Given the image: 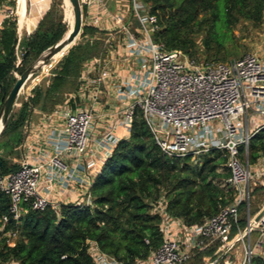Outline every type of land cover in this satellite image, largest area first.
Returning a JSON list of instances; mask_svg holds the SVG:
<instances>
[{
    "label": "trees",
    "instance_id": "16d2710c",
    "mask_svg": "<svg viewBox=\"0 0 264 264\" xmlns=\"http://www.w3.org/2000/svg\"><path fill=\"white\" fill-rule=\"evenodd\" d=\"M137 2L145 5L149 14L157 19L155 42L203 62H227L243 57H237L239 37L235 29L242 21L260 24L264 16V0ZM61 4L62 0L55 1L35 31L21 40L16 20L4 21L0 29V109L17 80L15 73L22 74L68 31ZM48 5V0H34V19H39ZM96 33V28L85 24L82 36L92 37ZM67 51L59 54L55 61ZM101 51V41L75 45L62 58L50 85L37 87L33 97L24 99L21 107L14 109L0 139L1 176L19 168L9 156L20 155L18 147L23 142V130L32 112L35 109L52 112L63 101L65 92L78 90L77 78L84 63ZM24 55L18 66L19 58ZM201 156L197 163L192 157L165 155L156 144L142 111L137 109L130 132L121 138L95 180L91 189L92 208L69 203L62 204L57 212L51 207L40 211L27 206L28 212L18 223L10 219L3 227L2 218L9 216L11 201L0 191V264L13 261L94 264L93 244L125 264L146 260L163 243L165 215L180 219L189 227L203 224L235 200L236 191L219 183L230 176V172L218 171L227 166L228 152L212 151ZM241 158L247 159L252 170L264 168V127L252 136L248 152L245 155L241 151ZM258 193L264 195V188L255 187L252 194ZM246 224L247 221L240 218V228L245 229ZM9 231L17 233L14 245L5 236ZM217 247L218 244H214L204 251H195L181 264H206L214 257ZM251 264H264V257L255 255Z\"/></svg>",
    "mask_w": 264,
    "mask_h": 264
},
{
    "label": "built area",
    "instance_id": "2783aa9c",
    "mask_svg": "<svg viewBox=\"0 0 264 264\" xmlns=\"http://www.w3.org/2000/svg\"><path fill=\"white\" fill-rule=\"evenodd\" d=\"M80 4L83 13L91 9L101 15L105 12L103 0H80ZM133 9L147 38L141 41L131 36L127 43L129 55L138 59L139 66L116 86V97L124 106L107 114L110 123L100 131V118L107 115L98 112V104L108 73L103 70L93 77L96 67L87 68L81 89L68 98L76 107L54 113L62 119V127L49 132L47 143L53 152L42 150L22 160L15 172L0 175V191L11 201L9 216L2 218L3 227L10 219L18 223L28 212L27 206L40 211L51 207L58 212L62 204L52 202L51 196L75 193L77 187L82 195L74 204L92 208L91 189L100 174L97 168L111 157L121 140L117 130L129 133L140 109L156 144L169 157L196 159L212 151H227L230 176L225 183L236 191V197L203 224L188 227L165 215L163 243L136 264H181L195 251L214 244H218V257L207 264H251L264 245V214L255 222L258 213L252 216L250 211L253 189L264 188V168L252 170L247 159L241 158V148L246 155L250 139L264 127L258 124L264 121V56L249 53L227 62H199L155 42L156 17L137 0H133ZM100 21V15L93 18L94 25ZM245 202L247 226L241 229L240 209ZM254 233L258 237L252 243ZM5 236L11 244L17 233L9 231ZM93 246L94 264H125Z\"/></svg>",
    "mask_w": 264,
    "mask_h": 264
},
{
    "label": "crops",
    "instance_id": "0c3cea01",
    "mask_svg": "<svg viewBox=\"0 0 264 264\" xmlns=\"http://www.w3.org/2000/svg\"><path fill=\"white\" fill-rule=\"evenodd\" d=\"M103 4L105 8L103 15L95 12L94 9L89 10V12L88 10H85L83 13L86 21L85 24L96 28L98 33L92 37L88 35L81 36L83 40L80 43L86 41H101L103 43V51L84 63L77 78V89H81V78L87 68L96 67L95 71L91 73V76L93 77L102 73L103 70L106 71L108 74L104 82L101 84L98 112L102 111L103 114L107 115L109 112L112 113L124 106V104L119 102L116 97V86L119 85L122 80L127 78L131 72L137 70L139 66L138 59L129 55L127 48L129 38L134 36L136 39L143 41L147 38V35L141 22L134 13L133 0H103ZM33 9L34 0H0V29L5 20L15 19L17 23V33L20 40L23 36H26V34L33 33L45 13L48 11L49 5L43 15L37 20L34 19ZM11 11L13 14L10 17H7ZM99 15L101 21L98 25H94L93 18ZM75 45H77L76 42L62 57L68 55ZM35 83L36 82H34V85H36ZM78 90L72 91L68 98ZM68 98H66V102L63 106L53 109L52 112H44L40 109H35L32 112L23 130V142L18 147L21 155L20 158L22 160L30 159L42 150L53 152V146L47 143L49 132L53 128L62 127V119L54 115L55 111L65 109V107H69V109L76 107V103L74 101L69 102ZM99 123L101 126L100 131H103L110 123V117L107 115L100 118ZM258 124H264V121L260 120ZM117 134L120 137L128 135V133L122 128L117 130ZM67 162L70 163L71 160H67ZM81 195L82 192L80 188L77 187L75 188V193L67 191L63 197L59 198L58 195L55 194L54 196H51L50 200L58 204H68L74 203ZM14 242L15 241H12L11 245H14Z\"/></svg>",
    "mask_w": 264,
    "mask_h": 264
},
{
    "label": "rangeland",
    "instance_id": "374dc122",
    "mask_svg": "<svg viewBox=\"0 0 264 264\" xmlns=\"http://www.w3.org/2000/svg\"><path fill=\"white\" fill-rule=\"evenodd\" d=\"M55 1H58V0H48V4H49L48 11L50 10L52 4ZM67 3H68V1L62 0V4L60 5V7H61V10L63 13V22H65L67 24V27L69 30L71 27V23H70V20L67 16V13H66L68 10L67 5H66ZM85 23H86V21H85V16H84L83 28L85 26ZM234 32L239 37V39L237 40V45H238V51L240 54L237 57L245 56L249 53H256L258 55L264 56V16H263L261 23L257 24V25H255L249 21H242L238 25V27L235 29ZM26 35H29V34H26ZM81 36L82 35H80L79 38L77 39V41H76L77 44H79L83 40V38ZM62 58L63 57L59 58L57 61L50 62L48 65H46V67H44L43 69H41L39 72H37L35 75L32 76V78L27 82V84L23 88V90L19 96V99L17 101V106L15 107V110H18L21 107L22 101L24 99H27L28 97H33L34 90L37 87H39V86L47 87L50 85V83L53 79V76H54L56 70L58 69V67L60 65ZM197 59L199 62H203V60H201L199 58H197ZM20 60H21V58H19V61ZM15 74L17 77L19 76V74H17V73H15ZM34 82H36L35 83L36 85H34ZM70 93H72V92L70 91V92L64 93V95L62 97L63 101L57 107H61L65 104L66 98H68ZM56 108H54V109H56ZM250 113L252 114V112H250ZM251 114L249 116H251ZM258 122H260V120ZM242 123H243V125H245L244 118L242 119ZM253 126L254 125H252V127ZM250 129H251V125H250ZM241 151H243V148H241ZM7 152H9V151H7ZM20 157H21V155H19V156L13 155V156H9V159L12 160V162L14 164H17L18 167H20V164L22 161V159ZM201 158H202V156H198L195 159V161L197 163H199ZM103 165H104V163L99 164V166L97 168L98 173L101 172ZM218 171L222 172V173L229 172L228 164L226 167L219 168ZM216 182H219V181H216ZM219 183L224 188L233 189L232 187L228 186V184L225 183V181H220ZM252 196L253 197H251V201H250V211H251V214L253 215L260 208L262 203H264V195L258 193L256 195L252 194ZM240 218L242 220L245 219V221H247V202H245L241 207ZM246 226H247V224H246ZM257 237H258V235L256 233L252 234V238H251L252 243H254L256 241ZM245 241H246V243H248V239H245ZM258 254L264 257V247L258 251ZM213 256L214 257L212 259L206 261V264L208 262H211V261H214L217 259V257H218L217 250L214 251Z\"/></svg>",
    "mask_w": 264,
    "mask_h": 264
},
{
    "label": "water",
    "instance_id": "95a60500",
    "mask_svg": "<svg viewBox=\"0 0 264 264\" xmlns=\"http://www.w3.org/2000/svg\"><path fill=\"white\" fill-rule=\"evenodd\" d=\"M69 2L73 10V23L70 29L66 32V34L60 41L43 51L40 56L22 74L17 77V80L10 93L5 99H3L2 107L0 109V139L3 136V133L13 114V111L17 106L19 96L27 82L32 78L33 75H35L46 65L52 62L58 54H60L64 50L70 49L75 44L78 37L81 35L84 24V15L80 0H69ZM24 57L25 55L18 62V66L20 65ZM18 66L16 67L15 72H17ZM263 214L264 208L255 216V222H258Z\"/></svg>",
    "mask_w": 264,
    "mask_h": 264
},
{
    "label": "bare ground",
    "instance_id": "6f19581e",
    "mask_svg": "<svg viewBox=\"0 0 264 264\" xmlns=\"http://www.w3.org/2000/svg\"><path fill=\"white\" fill-rule=\"evenodd\" d=\"M65 1H68V3L66 4L67 5V16H68V18H69V20H70V23H71V25H72V23H73V10H72V7H71V4H70V2H69V0H65ZM65 51V50H64ZM63 52V51H62ZM61 52V53H62ZM60 53V54H61ZM59 55V54H58ZM57 55V56H58ZM57 56L53 59V61H55L56 60V58H57ZM0 129H1V125H0Z\"/></svg>",
    "mask_w": 264,
    "mask_h": 264
}]
</instances>
